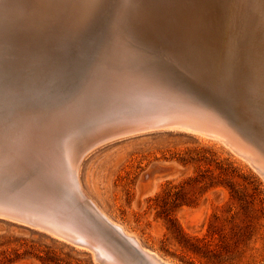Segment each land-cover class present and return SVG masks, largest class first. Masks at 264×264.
I'll return each mask as SVG.
<instances>
[{
  "label": "rangeland",
  "instance_id": "rangeland-1",
  "mask_svg": "<svg viewBox=\"0 0 264 264\" xmlns=\"http://www.w3.org/2000/svg\"><path fill=\"white\" fill-rule=\"evenodd\" d=\"M31 1L0 0V53L14 51L11 57L19 54L32 65L29 58L34 53L38 56L44 53L42 56L46 58L55 57L59 54L57 47L68 44L73 51L67 53L75 55V58L88 57L93 50L92 53L95 51L100 58L123 61L124 66H128L124 71L126 76L139 73L142 80L135 81L142 85L144 75L154 69L153 72L160 77L174 82L165 85L168 93L185 99L191 110L197 109L198 112L200 107L202 113L199 111L198 115L201 118L197 115L195 120L199 118L202 121V116H206L204 122L214 121L215 126L220 131L224 129L222 132L230 137L221 138L171 124L118 134L88 151L80 162L79 180L88 196L113 221L134 234L143 247L170 264H264V175L256 168L255 162L235 146L238 144L246 149V145L264 162V143H261L264 138L247 112L250 109L245 102L234 101L233 98L226 100L206 92L195 94V97L194 90L191 94L184 89L182 74H187V71L174 49L177 48L178 32L173 33L160 16L162 5L167 0H140L142 15L133 21L125 18L119 1L106 0L105 6L102 4L104 7L100 6L98 14H94L96 19L92 17L85 25L60 28L32 41L22 33L18 34L20 31L6 16V8L10 5L17 3V7L23 9ZM173 1L185 8L189 0ZM216 1L210 0L204 12V29L212 28L216 22ZM103 38L107 39V45L99 49L96 44ZM156 55L158 59L155 60ZM169 57H174L176 62L169 64ZM1 59L3 55L0 65L4 67L6 64H2L4 60ZM221 122L222 126L226 124V128H220ZM225 129L236 134L231 137ZM239 136L240 140L244 138L245 145ZM248 145L254 149L251 147V151ZM27 169L17 172L18 181L14 179L6 185L23 189L34 174L33 168ZM51 188L54 189L53 186ZM6 216L0 214V264H101L93 258L90 249L62 239L43 227L23 222L18 216ZM118 250L121 252L122 249Z\"/></svg>",
  "mask_w": 264,
  "mask_h": 264
},
{
  "label": "bare ground",
  "instance_id": "bare-ground-1",
  "mask_svg": "<svg viewBox=\"0 0 264 264\" xmlns=\"http://www.w3.org/2000/svg\"><path fill=\"white\" fill-rule=\"evenodd\" d=\"M105 1L32 0L23 9L17 7V3H14L15 6L10 5L6 8V16L13 27L20 31L18 34L22 33L32 41L42 39L45 34L60 28L85 25L95 17L94 14ZM117 1L120 3L122 0ZM216 2V22L212 28L198 30L196 34L199 20H194L191 29L197 36L211 38V46L205 54L211 58L213 70L240 85L249 102L264 117V0ZM171 31L174 33L175 30ZM55 37L52 38L57 39ZM106 45L105 38L96 44L99 49ZM69 47L68 44L57 47L59 54L51 58L43 57L44 53L38 56V53L33 52L34 56H27L32 65L27 64L29 60L26 61L19 54L18 57H11L14 51L0 53V57L3 55L1 60H4L2 64L7 67L4 70L0 65V214L18 216L22 221L43 227L62 239L88 248L93 258L101 264H170L143 247L134 234L113 221L88 196L79 180L80 162L88 151L118 134L171 124L226 138L227 133L225 135L222 128L226 124L222 126L221 122L220 127L217 123L223 129L222 132L217 126H213L216 125L214 121L204 122L206 116H202V121H198L199 118L195 120L197 117L194 116L198 115L200 107L198 112L197 109L191 110L185 99L166 92V84L162 86L154 83L152 79L147 80L145 75V82L148 83L142 81L143 85L138 83L142 80L139 73H130L132 77H127L129 75L126 76L124 71L128 66L125 67L121 60L100 58L95 55V51L92 53L93 50L88 57L75 58V55L67 53L73 51ZM154 57L156 60L157 55ZM188 117L190 119L184 121ZM173 118L183 121L170 123L169 120ZM258 123L256 122L257 129L264 138V125L261 124L262 127ZM229 132L231 134L232 131H228V135ZM232 134L236 133L233 131ZM243 140L244 138L240 141L245 145ZM237 145L235 146L239 152L255 162L254 165L262 173L260 174L264 175V162L258 159L259 155L257 158V153L252 154L246 145V149ZM243 155L240 157L243 158ZM260 158L262 159L261 155ZM252 167L254 168L253 165ZM26 168H33L34 174L25 187L9 188L6 184L16 179L18 171ZM256 168L254 169L257 170ZM118 248L122 249L121 252Z\"/></svg>",
  "mask_w": 264,
  "mask_h": 264
},
{
  "label": "water",
  "instance_id": "water-1",
  "mask_svg": "<svg viewBox=\"0 0 264 264\" xmlns=\"http://www.w3.org/2000/svg\"><path fill=\"white\" fill-rule=\"evenodd\" d=\"M185 4V8H182L181 4H176L173 0H167L166 4L162 5L163 10H161V18L165 19L166 25L178 32V47L174 49H176L175 54L178 56V60L187 71V74H182L185 80V85L183 84L184 89H187L191 94L193 93L192 90H194V96L206 92L221 96V98L226 100L233 98L234 101L240 100L243 103L245 102L249 106L250 110H247V112L251 114V117L257 123L259 121L258 124L260 126L264 125L263 114L252 106L244 91L239 87L240 85L233 83L231 79H226L222 74L213 70V66L210 63L211 58L205 54L208 47L211 46V38L206 39V37L197 36L191 29L194 26V20H199L196 34L198 30H204L205 21L203 20V16L207 10L206 8L210 5V0H189ZM120 5L125 18L128 17V21L137 20L141 17L142 7L140 0H122ZM145 78L147 80L152 79L154 83L158 82L162 86L174 83L167 77H160L158 73H154L151 69L147 72ZM164 88L166 92L169 91L166 86ZM173 96L178 97L176 95ZM169 121L171 123V121L177 122L183 120L173 118ZM213 126L216 127L215 125Z\"/></svg>",
  "mask_w": 264,
  "mask_h": 264
},
{
  "label": "snow or ice",
  "instance_id": "snow-or-ice-1",
  "mask_svg": "<svg viewBox=\"0 0 264 264\" xmlns=\"http://www.w3.org/2000/svg\"><path fill=\"white\" fill-rule=\"evenodd\" d=\"M168 62H169V63H175L176 60H175L174 57H170V58H168Z\"/></svg>",
  "mask_w": 264,
  "mask_h": 264
}]
</instances>
